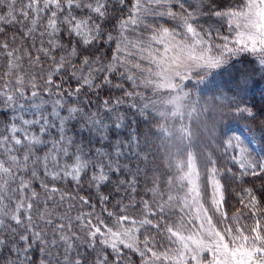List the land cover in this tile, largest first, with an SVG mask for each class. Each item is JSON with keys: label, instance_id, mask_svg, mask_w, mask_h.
Masks as SVG:
<instances>
[{"label": "snow or ice", "instance_id": "obj_1", "mask_svg": "<svg viewBox=\"0 0 264 264\" xmlns=\"http://www.w3.org/2000/svg\"><path fill=\"white\" fill-rule=\"evenodd\" d=\"M108 2L0 0V25H19L22 37L31 41L30 46H14L15 36L11 42L0 41V58L7 61L6 70L0 72V112L9 114V122L0 127V264H36L33 253L37 249L39 264H82L87 257L81 256L80 250L96 252L98 246L95 264H109V248L117 257L115 264H120L118 258L123 255V249L138 251L130 243L129 230L125 227L129 222L127 216L109 211L108 217H115L109 225L94 211H83V206L90 205L89 198L77 192L62 191L58 186L67 180L75 181L79 188L82 175L91 169L90 183L99 191L100 184L106 182L111 173L122 171L121 156L139 146L134 133L127 142L117 139L113 152L96 149L93 153L89 147L91 140L85 143V132L107 141L110 128L120 129L125 119L116 107H109L108 101H104V108L113 114V125L98 118L97 113L86 112L80 105L83 87L98 89L101 86L95 83L93 73L110 75L121 67L125 72L132 69L143 72L140 63L129 65V58L138 55L140 60L155 64L160 55L157 45L163 46L165 55L177 50L180 54L188 52L204 60L208 68L218 67L225 53L237 52L258 54L259 63L264 66V0H243L237 8L212 13L218 18H227L228 31L235 33L231 40L223 37V45L211 44V29L204 34L203 30H197L195 14L184 9L185 0H179L183 33L164 28L153 30L148 39L140 35L130 39L126 33L131 26L144 23L149 13L164 14L155 13L152 7L162 6V0H146V4L137 0L130 16L119 23L120 39L112 63L105 67L99 57L93 59L85 55L77 67L78 44L86 49L114 39L108 33L105 40L102 24L98 22L106 17ZM120 2L123 4L124 0ZM167 15L177 18L171 10ZM4 31L0 26V34ZM65 34L69 44L63 42ZM73 37L75 43H72ZM213 48L219 50V55L213 54ZM57 52L63 54L57 58ZM25 63L29 66L27 70ZM4 67L0 64V69ZM108 75L104 76L105 82ZM127 79L135 83L136 77L128 75ZM70 80L76 81L75 88L64 87ZM121 103L120 100L115 102L117 106ZM78 122L79 127H76ZM134 154L137 156L138 152ZM232 160L239 165L240 177L262 179L264 189V160L252 158L244 148L233 155ZM217 171L214 169L213 174ZM37 183L42 191L36 190ZM244 192L248 198L242 203L253 223L240 226L237 222L236 232L229 230L226 239L237 253L233 264H264L261 201L251 189H244ZM108 199V196H100L101 203ZM91 207L94 209L95 205ZM73 210H76L75 216L71 214Z\"/></svg>", "mask_w": 264, "mask_h": 264}, {"label": "rangeland", "instance_id": "obj_2", "mask_svg": "<svg viewBox=\"0 0 264 264\" xmlns=\"http://www.w3.org/2000/svg\"><path fill=\"white\" fill-rule=\"evenodd\" d=\"M136 2L137 0L130 1L127 17L124 19L130 16ZM142 2L146 4V0ZM125 3V0L123 4L120 0H109L107 15L98 22L102 24L105 40L108 33H111L114 39L111 42L90 45L86 49L82 44H78L85 52L84 56L99 57L101 62L103 55L94 54L111 49L110 59H105L112 60L120 39V29L119 25L106 26L116 18L109 5L116 6L118 17H121V5ZM242 3L243 0H185L184 9L195 14L194 26L198 31L203 30L202 34L211 29L212 45H223V37L227 36L231 40L235 33L228 31L227 18L221 19L212 13L216 10L237 8ZM152 7L155 13L164 14L149 13L144 23L131 26L126 33L130 39L134 40L138 35L148 39L153 30L160 31L164 28L170 32H184L179 0H162V6ZM169 10L176 13V19L167 15ZM74 38L72 43L76 42ZM205 38L207 39V36ZM62 39L65 44H69L67 34ZM156 47L160 48V55L156 57L155 64L150 65L148 61L140 60L138 55L129 58V65L140 63L143 72L137 69L125 72L124 68H119L121 75L118 76V88L113 86L108 97H113V103L122 101L119 106H114L118 113L124 116V126H128V132L120 141L127 142L134 133L139 142L142 139L146 141L148 150H159L153 155L151 163L148 156L144 163L139 160L146 157L143 148L139 146L133 152L126 151L125 156L120 158L121 172L133 174L130 181L133 185L130 184L129 188L124 190L123 198L120 197V186H115L113 190L121 199L119 208L122 203L125 205L120 209L119 216H127L129 222L125 227L129 230L130 243L138 251L123 249L124 257L118 259L122 264H233L237 253L229 247V239H226L229 237V230L235 233L237 222L240 226H251L253 223L248 209L242 203L247 202L248 198L244 189H251L264 205L262 179L240 177L239 165L232 160L233 155H238L241 148L246 149L252 158L264 160V66L260 65L258 54L237 52L225 53V59L218 67L208 68L204 60L194 58L188 52L180 54L177 50L165 55L162 45ZM96 50L99 52H95ZM213 54L219 55V50L213 48ZM120 57L124 58L123 52ZM101 63L105 67L109 65ZM85 72L87 73V69ZM100 73H93V77ZM128 75H135V83L127 79ZM109 85L112 86L111 83ZM129 92L133 95L127 96L126 93ZM133 104L136 109L131 111L128 106ZM146 107L151 111L145 109ZM8 122V113L0 115V127ZM197 122L199 126L203 125L207 129V135L201 131L204 139L200 136L197 139L208 150L205 155L207 159L204 161L197 159L199 146L189 154L185 153L186 148L182 146L189 144V128L193 124L196 126ZM114 123L115 120L109 121L108 124ZM122 130L123 127L117 129L111 146L102 140L103 146L97 149L113 152L116 137L120 136ZM114 134L115 132L111 135ZM173 135H182L181 145L172 142L170 137ZM164 139H168L165 145L167 153L160 150L159 142ZM134 152L140 154L136 156ZM130 156L136 164H140L137 165L138 169L133 170L129 166ZM154 156L157 158L154 159ZM214 169H218L215 174ZM229 169L231 171H228ZM88 171L92 177V170ZM119 175L120 173H111L109 179L100 184L99 191L93 184L95 196H105V192L110 190L105 185L111 178ZM150 179L153 184L149 183L148 189L142 191L141 183ZM117 183L121 181L118 180ZM78 190L76 189L77 193ZM79 192L84 196L82 189ZM144 196H147V199ZM228 196H234L240 203H236L234 208H228ZM98 204L99 209L106 211V205L101 203L100 199ZM97 210L94 212L100 216ZM261 211L264 212V207ZM74 213L76 210L71 214L75 216ZM107 220L111 225L115 217ZM98 252L99 246L96 252H92V264H95ZM111 252L109 248L107 254ZM83 253L87 252L82 248L80 254ZM3 255L6 256L7 253ZM33 255L36 263H39L38 249ZM116 259L114 253L109 255V264H115Z\"/></svg>", "mask_w": 264, "mask_h": 264}, {"label": "trees", "instance_id": "obj_3", "mask_svg": "<svg viewBox=\"0 0 264 264\" xmlns=\"http://www.w3.org/2000/svg\"><path fill=\"white\" fill-rule=\"evenodd\" d=\"M125 1H126L125 5H121L120 11L123 12V15L121 17H118L117 7L109 5V8L111 7V12L113 13V15H116V18H113L106 26H108V25H111L113 27L114 26H118L120 21L123 20L124 17H127L128 10H129L128 7H129V3H130L131 0H125ZM0 26L4 27V29H5L4 33L0 34V41L8 40L9 42H11L12 37L15 36L16 37V44L14 46H21V45L30 46L31 41L30 40L26 41L22 37L19 25L9 24V25H0ZM110 50L111 49H107V52L105 50H103L101 52H99V50H96L95 52H99V53L94 54V55H96V56L98 54L99 55H103L104 58L101 60V62H105V64H110V63H112V60H110V61L106 60L107 58L110 59L109 56H111V54H112V50H111V53H110ZM78 51L80 52V56H78L76 58L77 67H79L80 59H82V57L85 54V52L83 51V49L80 46L78 47ZM62 54L63 53H61V52H57V58H59V56L62 55ZM93 59H95V56L93 57ZM0 64H3L5 66L4 69H0V72L6 70V66H7L6 59L0 58ZM45 66H47V65H45ZM24 68H25V70L28 69L27 68V63L24 64ZM113 74H115V75H113ZM105 75H108V73L104 72V73H100L99 75L96 74L94 76L95 83L98 84V85H101V86L98 89L97 88L89 89L86 86L83 87L82 90H81L80 96H79V100H80V105L84 107L86 112L97 113V117L98 118H104L105 121H107L109 123V121L112 122L113 120H115V118H114V116H113V114L111 112L109 113V112H106L104 110L105 109L104 108V101H108L109 102V107H114L115 106V103H113V100H114L113 97H111V98H108V97L112 93V90H113L112 88H114L113 86L117 87V85L119 83L118 76L121 75V72L117 70V71H114L113 73H111L110 75H108V81L107 82L104 81V76ZM110 83L112 84V86L109 85ZM69 86H71L72 88H75L76 87V81L75 80H70V81H68L67 83L64 84L65 88H67ZM107 88H109L110 91ZM86 100L89 101L90 103H86L85 102ZM100 108H102V109L100 110ZM128 108L131 111L136 109V107H131V106H128ZM145 109L148 110L149 108L146 107ZM148 111H151V109H149ZM0 115H6V113L5 112H0ZM131 122L133 123V121H131ZM76 127H79V122L76 124ZM202 130L205 132L204 135H207V131H206L207 129L204 128L203 125L199 126V122L196 123V126L194 124L192 126H190L189 131H188V137H187L188 141L186 140L189 144L188 145L187 144L186 145L182 144V146H184V148H186L185 149L186 150L185 153H188V154L193 152L195 147L199 146L200 149L198 150L199 155L197 156V159L198 160L202 159V161H204V159H207V157L205 155H207L208 150L204 147V145H202L199 142V140H197L198 136H200L202 139H204L203 135L201 133ZM164 131H165V129H163V133H164ZM114 132H115V134L111 135ZM126 132H128V126L127 125L123 126L122 133L119 134L120 136H117L116 139H119V140L121 138L124 139V135H125ZM116 133H117V129L115 127H111L110 131L108 133L109 139L106 141L109 146H111L113 137L116 135ZM141 134L144 135V137H147V135L144 132H141ZM83 136H84V141H85L86 144L88 143L89 140H91V144L89 145V147L92 148L93 153L95 152L94 150H96L99 146H103L102 140L99 139V137H97V136L90 137L87 132H85L83 134ZM161 136H162V134H161ZM180 136H182V135H173L170 138H171L172 142L181 145V142L183 140H181ZM194 136H196V139H194ZM167 140L164 139L161 142H159L161 144L160 150L162 152L164 151L166 153H167V150H168V149H166V146H165V145H167ZM138 144H139L140 148H143L144 154L146 155L145 158H141L139 160H143V163H144V162L147 161V156H148V160H149V157H150V163H151L153 155L156 152H159L158 148L155 149V150L154 149L148 150L147 147H146V141L143 140V139L140 142L138 141ZM148 151L150 152L149 155H148ZM138 154H140V153H138ZM157 154L160 157L162 156L161 153H157ZM131 156H133V155H131ZM131 156L129 157V159H130L129 162H128L129 166L133 170H135L136 168L138 169L137 165L140 166V164H136L135 160L132 159ZM156 158L157 157L154 156V159H156ZM119 173H120V175L118 177L111 178L109 180V182L105 185L106 188L110 189L109 192H105V194H106L105 196L109 197V199L106 202L103 203L104 205H106V211L103 210V209H99L100 206L98 204V200L100 199V197H96L95 194H94V187L92 186L93 183H90L91 177H90V172L89 171L86 173V176H85V174L82 175L81 183H80V187L79 188H76L75 181H67V180L66 181H61L58 186L61 188L62 191L63 190H67L69 192H76V189H79L78 190V194L79 195H80L79 191L82 189L83 190V195L88 197L89 200H90V205L83 206L84 209L85 210L91 209L92 211H95L96 209H98L97 212L99 213V215L102 216V219H104L107 222L108 221L107 219L110 218L107 215V213L109 211L114 212L117 216H119L120 209L123 206H125L122 203L121 208H119L121 199L119 198V196H117V192L115 190H113V188L115 186H117V185L120 186L119 187V191H121V193H122V195L120 197L123 198L124 190L128 189L130 184L133 185L130 182V181H132L131 178H132L133 174L128 173V172H119ZM137 178H138V176H137ZM118 180L121 181V182L123 181L124 183L123 184L122 183H117ZM149 183L153 184L151 179L150 180H143V183H141L142 191H145V190L148 189ZM35 188H36L37 191H42L40 189L38 183L35 185ZM233 197L234 196H232V197L228 196L227 197V203L229 202V204H230L228 208H230V209L234 208L236 203H238V204L240 203V202L237 201L236 198H233ZM144 198L147 199V196H144ZM43 199H44V197L42 195L41 196V201ZM130 204H131V200H129V205ZM91 205H95V208L93 209L91 207ZM226 206H227V204H226ZM263 207H264V205L262 204V201H261V210H262ZM85 210H83V211L85 212ZM74 214H76V213H74ZM105 218H107V219H105ZM108 255L111 256L112 252L110 254H108ZM81 256H86L87 257V259L84 260L82 262V264H92L93 263L94 254L92 253L91 249H89L87 251V253L81 254ZM120 257H124V256H120ZM114 261H116V260H114ZM36 264H39V263H36ZM120 264H122V261H120Z\"/></svg>", "mask_w": 264, "mask_h": 264}]
</instances>
